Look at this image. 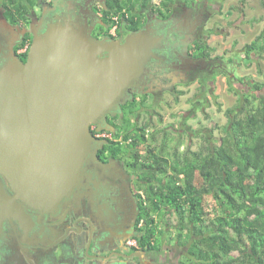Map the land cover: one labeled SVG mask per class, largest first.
<instances>
[{
  "label": "flooded vegetation",
  "instance_id": "af4514ba",
  "mask_svg": "<svg viewBox=\"0 0 264 264\" xmlns=\"http://www.w3.org/2000/svg\"><path fill=\"white\" fill-rule=\"evenodd\" d=\"M109 1L22 0L19 9L0 0V69L25 63L35 38L66 22L82 26L94 40L124 44L137 35L151 46L143 70L118 100L120 107L90 124L92 155L57 203L15 198L0 176L20 211L0 225V264H184L181 257L194 264L189 248L178 251V230L161 210L154 211L145 191L169 176L158 174L164 160L166 171L179 161L177 151L170 154L162 145L179 136V122L159 131L149 127L153 111L168 105L169 98L177 103L182 88L204 90L224 74L222 57L211 45L215 22L196 0H159L138 8L132 21L111 32ZM233 79L230 75L229 82ZM127 120L134 130L121 134Z\"/></svg>",
  "mask_w": 264,
  "mask_h": 264
},
{
  "label": "water",
  "instance_id": "95a60500",
  "mask_svg": "<svg viewBox=\"0 0 264 264\" xmlns=\"http://www.w3.org/2000/svg\"><path fill=\"white\" fill-rule=\"evenodd\" d=\"M106 55V57H103ZM151 46L94 40L78 24L50 26L27 61L0 69V176L30 203H57L92 155L90 124L117 105ZM0 181V225L20 214Z\"/></svg>",
  "mask_w": 264,
  "mask_h": 264
},
{
  "label": "trees",
  "instance_id": "16d2710c",
  "mask_svg": "<svg viewBox=\"0 0 264 264\" xmlns=\"http://www.w3.org/2000/svg\"><path fill=\"white\" fill-rule=\"evenodd\" d=\"M7 1L23 7L22 0ZM157 3L110 0L108 26L116 24V17L120 28L134 19L138 8ZM243 48L246 60L263 54L264 29ZM247 84L255 101L264 82ZM243 98L245 103L238 98L223 111L227 121L218 142L205 139L202 149L182 153L171 171L165 170L164 160L158 174L169 176L145 190L154 211L161 210L169 226L178 230L179 245L185 236L190 240L188 256L194 264H264V105L253 106L247 95ZM125 123L121 134L132 133L130 122Z\"/></svg>",
  "mask_w": 264,
  "mask_h": 264
},
{
  "label": "rangeland",
  "instance_id": "374dc122",
  "mask_svg": "<svg viewBox=\"0 0 264 264\" xmlns=\"http://www.w3.org/2000/svg\"><path fill=\"white\" fill-rule=\"evenodd\" d=\"M196 2L206 5L211 14V22H215L211 45L215 50L214 54L222 57L224 74L217 79L213 78L210 88L206 86L204 90L196 89L195 85L182 88L177 103L173 104L169 98L168 105H161L164 107H157L155 112L153 111V126L149 127L150 131L170 129L172 122L175 125L179 122V136L173 141L162 143L167 152L171 154L177 151L179 156L187 151L202 149L205 139L218 142L227 121L223 111L232 108L238 98L244 102L243 96L247 95L253 101V106L259 103L264 105V90L257 94L254 101L251 86L247 84V81L264 82V53L254 55L253 60H246L243 48L264 29V0H196ZM232 7L237 9L233 10ZM230 59L236 61L233 62L234 66L231 65ZM235 66L238 67L237 70ZM230 75L234 77L231 83ZM235 77L244 83L236 81ZM236 83L239 84V89L236 88ZM167 157L170 161L173 160L172 157ZM182 241L184 244L179 245L180 252L186 251L190 244L187 236ZM180 261L189 264L186 257H181Z\"/></svg>",
  "mask_w": 264,
  "mask_h": 264
},
{
  "label": "built area",
  "instance_id": "2783aa9c",
  "mask_svg": "<svg viewBox=\"0 0 264 264\" xmlns=\"http://www.w3.org/2000/svg\"><path fill=\"white\" fill-rule=\"evenodd\" d=\"M114 21H116V24L114 26H112L111 28V32H114L116 30V28L118 27V24H117V18H113ZM102 136H105V135H102Z\"/></svg>",
  "mask_w": 264,
  "mask_h": 264
}]
</instances>
